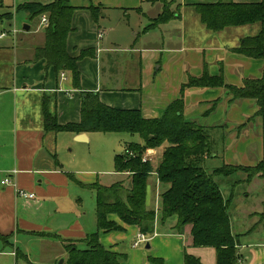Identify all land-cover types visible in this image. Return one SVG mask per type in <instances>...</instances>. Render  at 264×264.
Masks as SVG:
<instances>
[{
    "label": "crops",
    "instance_id": "0c3cea01",
    "mask_svg": "<svg viewBox=\"0 0 264 264\" xmlns=\"http://www.w3.org/2000/svg\"><path fill=\"white\" fill-rule=\"evenodd\" d=\"M175 1L180 5L177 17L144 32L149 19L160 14L159 2L68 0L76 7L73 31L66 41L68 53L77 56L81 50H87L86 56L78 61L79 89L72 84L68 72H61L64 73L61 77V73L47 67L44 60L35 59V49L44 43V30L31 31L27 25L28 30L15 35L8 32L0 38V235L8 237L6 243L0 239V264H56L58 259L65 262L67 254L62 241L36 233L76 241L96 230V221L87 225L82 203L78 206L79 200H76V185L79 186L76 180L91 183V178L76 177V168H66L58 155L63 141L70 140L68 145L85 142L89 133H81L83 136L78 138L79 134L75 133L45 131L43 100L60 124L79 120L80 92L84 91L96 92L100 100L111 107L139 109L145 118H158L173 100L180 98V88L187 76H200L204 65L210 74L222 72L227 83L237 86L245 78L261 75L264 59L243 57L230 50L244 37L246 31L241 28L250 25L226 27L219 31L221 35L212 34L199 17H189L186 8L193 10L187 5L216 0ZM89 6L100 7L96 20ZM123 18L129 22L124 23ZM229 28H239V33ZM118 32L124 35V45L128 46L119 44ZM120 51L123 55L118 54ZM223 89L186 88L182 93L184 118L204 127L221 121L226 132L224 158L227 164L236 165L232 157H247L248 149H252L250 155L254 151L264 160V151L256 147L260 138L252 135V124H257V131L264 126L259 116L252 118L257 111L255 101L236 99L230 103L231 96ZM221 95L225 96L224 103L220 101L216 109L208 111ZM7 175H11V184L2 185L1 180ZM151 176L152 182L146 189L147 208L156 205L157 198L155 202L152 198L161 188L156 174ZM16 188L32 192L35 197H18ZM248 213L256 217L255 211H245L243 215L246 217ZM158 218L156 215V232L147 243L153 257L162 259L163 264H182L186 249L203 264H215L213 248L191 246L189 225L180 233L170 231L176 221L171 217L169 228L162 230L164 224L160 230ZM110 219L121 223L115 216ZM230 223L232 233L238 236V264H264V238L253 237L248 226L238 231L231 220ZM123 227V231L100 232L101 244L113 251L127 250L128 256L121 264H148L146 254L133 246L135 241L129 245L132 239L136 240L139 229L132 225ZM17 250L26 255L28 263L16 257Z\"/></svg>",
    "mask_w": 264,
    "mask_h": 264
},
{
    "label": "trees",
    "instance_id": "16d2710c",
    "mask_svg": "<svg viewBox=\"0 0 264 264\" xmlns=\"http://www.w3.org/2000/svg\"><path fill=\"white\" fill-rule=\"evenodd\" d=\"M143 1L163 4L160 14L144 26V32L177 17L178 11H170L166 7V0ZM191 7L200 22L214 33L226 27L259 23L260 28L256 34L242 37L239 44L230 50L243 57L264 59V0H216L193 3ZM75 9L68 0H53L47 3L22 2L16 6L15 12L23 11L30 18L46 15L48 26L44 29V43L35 49V59L44 60L46 66L57 74L68 72L72 84L79 89L78 61L86 56L87 50H81L79 55L71 56L66 42L68 34L73 31L72 17ZM88 9L96 20L100 7L89 6ZM5 16L7 20H11L12 13ZM186 88H224L231 96L230 103L236 99H252L257 105L253 116H259L264 124V68L259 77L245 78L242 84L237 86L227 83L222 72L217 75L210 74L204 65L200 76H187L186 82L180 88V98L173 100L158 118H145L139 109L111 107L104 104L96 92L84 91L80 92L79 120L60 124L47 101H42L45 131L138 134L143 141L125 144L123 153L114 156V172L126 174L128 186L124 185L123 181L104 186L97 181L82 183L76 180L80 187L95 192L94 232L76 241L63 240L58 235L36 233L37 236H50L62 241L67 254L64 264H120L127 255L105 248L99 240L100 232L123 231V225H132L141 233L151 236L156 215L161 225L175 217V224L171 228L175 233H180L189 225L191 246L213 248L215 264H238V236L232 233L228 214L231 198H224L214 177L229 176L241 170L246 173V182L255 176L264 178V160L254 166L223 164L208 173L204 163L212 154L214 139L210 135V129L216 127H204L184 118L182 93ZM216 103L217 100L213 101L208 111L213 110ZM164 143L166 145L155 168L149 161H142L147 149L159 147ZM53 158L56 160L55 155ZM56 163L60 165L57 160ZM153 173L156 174L161 187L157 214L153 207H146V189ZM110 216L117 217L122 224L110 219ZM7 238L0 235L4 243ZM76 244H82L84 248H79ZM16 257L28 263L26 255L20 250L16 251ZM147 260L150 264H163V260L158 257L149 256ZM182 264L203 263L185 249Z\"/></svg>",
    "mask_w": 264,
    "mask_h": 264
},
{
    "label": "rangeland",
    "instance_id": "374dc122",
    "mask_svg": "<svg viewBox=\"0 0 264 264\" xmlns=\"http://www.w3.org/2000/svg\"><path fill=\"white\" fill-rule=\"evenodd\" d=\"M33 1L47 3L50 2L51 0H0V3L2 2L3 5L0 8V20L2 19L0 21V30L1 29L5 30L12 26L13 28L16 29L18 33L23 30L24 24L29 25L31 31L44 30L45 28H41V26L39 25L40 23L39 16L30 18L29 15L23 11L15 12L16 6L19 3L33 2ZM166 3H167L166 7L170 11H176V12L179 11L180 5L175 0H166ZM159 4L162 9L163 4L161 2H159ZM187 6L191 7L190 5ZM186 12L189 15V17L193 15L195 19H197L198 15L191 8L190 9L186 8ZM8 13H12L11 20H7L5 16ZM154 18L155 17L151 19ZM123 22L124 23L129 22V20L123 18ZM259 28H260V24L256 23L250 26L243 27L241 29H243V32L246 31V33H244L245 34L244 36H246V35H252L253 32L256 33V31L259 30ZM229 29L230 31H236V33H239L238 30L239 28H229ZM211 33L221 35V33L219 32H215V33L211 32ZM117 36H118L117 39L119 40L118 42L121 46H128V45H124L125 43V40L123 39L124 35L121 32H118ZM123 53L124 52L122 51L118 52L119 55H123ZM223 90L225 91L224 93H227L225 89ZM224 97L225 96L221 95L218 98L214 109L218 107L220 101L222 102V104L224 103L222 101ZM253 117L255 116H252V118ZM220 124L221 121L218 123H214L211 125V127H216V128L210 129L211 130L210 135L214 139V141L212 143V154L210 157L206 158L204 163V167L206 168L208 173H210L216 167H220L223 164H227L226 163L227 161H225L224 158V154L226 150L225 148L226 132L224 126H221ZM251 127L253 128L252 135L257 138H260V140L257 141L256 147H259L260 151L262 150L264 151V139H263L264 133L262 132V129L264 130V126L261 125L260 126L261 130L259 129V131H257L258 130L257 124H252ZM89 136L90 137L87 136V141L85 142L76 141V142H71L70 145H68L70 140L63 141V145L59 147V151H58L59 160L62 163V165H64L66 168H70V167L72 169L76 168V177L77 175H79L78 178H81L83 180H88L91 178L92 182L97 181L99 184L104 186H109L115 182L123 181L124 185L128 186L127 176L119 175L114 172V156L116 154L123 153L125 144L127 143H131V142L143 143L139 135L138 134L132 135L128 133L90 132ZM165 145L166 144L164 143L159 147L149 148L146 150L145 153L147 155V160L149 161V163H151L153 168L157 166L160 160L162 150L165 147ZM251 150L252 149H248L249 152L247 153L248 154L247 157L240 156V158H238L237 155L236 156L234 155L232 157L233 158L232 163L236 165L244 164L245 166H254L258 162L262 161L259 157L256 156L257 154L254 153V151L250 155L249 153ZM152 178L153 176H150L148 183L152 182ZM245 179H246V173L241 170L236 171L229 176L219 175L214 177V180L218 183L224 198L226 199L231 198L228 206V214L230 220L234 223L235 230L238 229V231H240L248 226V228H250L252 231L251 235L253 237L264 238V206L262 203L264 202V178L255 176V179L249 182H246ZM160 190L161 188H159V192L158 191L157 193L155 192L154 198H152L153 202H155L154 199L157 198L156 205H153L156 214L158 213L159 205H160L159 203ZM76 191L78 192L76 194V200H79L77 204L79 206V204L82 203L83 211L85 212L87 219V225L89 226L91 225L92 221L95 220V192L92 189L82 188L77 185H76ZM245 211H249V212L255 211L256 217L253 216V213L252 214L248 213L247 216L245 217L243 215ZM155 222H156V217L153 223L152 235L155 234L156 232L154 229ZM158 225L161 230V224L159 218H158ZM168 225H169V220L165 223L162 230H164L165 228L168 229L169 228ZM172 226H170L169 228L170 231H172L171 230ZM92 232L90 231V233ZM240 240L243 241V239L241 238ZM133 241H135V239H132L129 245L132 244ZM149 241L150 240H148L145 243H140L137 245V247H135L136 249H139L143 254H146L147 258L149 256H152L151 255L152 249L146 248V244ZM78 245L79 248H84V245L82 244H78ZM132 248L134 247L132 246ZM33 250H35V246H33ZM119 252L125 253L128 256L127 250L125 251L121 248ZM59 261L60 259L57 260L56 264H58ZM64 263L65 262H63L62 264Z\"/></svg>",
    "mask_w": 264,
    "mask_h": 264
},
{
    "label": "built area",
    "instance_id": "2783aa9c",
    "mask_svg": "<svg viewBox=\"0 0 264 264\" xmlns=\"http://www.w3.org/2000/svg\"><path fill=\"white\" fill-rule=\"evenodd\" d=\"M39 25L41 26V28H46L48 26V19L46 17V15H41L40 16V23ZM8 32H10L12 35H15L17 33L16 29L13 28L12 26L7 30H2L0 32V38H3L5 36H7ZM64 73H61V77H63ZM142 161H148L147 160V155L146 153L143 155ZM11 175H7L5 178H3L1 180V184L2 185H8L11 184V179H10ZM15 193L18 197L24 198V199H32L35 197L34 193L29 192L25 189H21V188H16L15 189ZM150 239V236H147L146 234H143L141 232H139L137 234L136 240L133 244V246H137L140 243H145Z\"/></svg>",
    "mask_w": 264,
    "mask_h": 264
},
{
    "label": "water",
    "instance_id": "95a60500",
    "mask_svg": "<svg viewBox=\"0 0 264 264\" xmlns=\"http://www.w3.org/2000/svg\"><path fill=\"white\" fill-rule=\"evenodd\" d=\"M28 28H29V27H28L27 25H25V26L23 27L24 30H28ZM82 136H83L82 134H79V135H78V138H80V137H82ZM148 246H149V245L146 244V248H148ZM62 263H63V259H60V261H59L58 264H62Z\"/></svg>",
    "mask_w": 264,
    "mask_h": 264
}]
</instances>
